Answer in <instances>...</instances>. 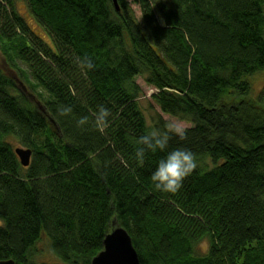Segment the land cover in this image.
Segmentation results:
<instances>
[{
	"label": "trees",
	"instance_id": "16d2710c",
	"mask_svg": "<svg viewBox=\"0 0 264 264\" xmlns=\"http://www.w3.org/2000/svg\"><path fill=\"white\" fill-rule=\"evenodd\" d=\"M17 1L0 0V45L49 99L33 109L0 70V260L35 264L46 237L57 264H91L116 221L140 264H264V90L254 97L248 80L264 69V0H132L140 18L128 0H26L54 48ZM139 77L162 113L192 124L168 141L200 162L175 193L150 180L163 152L134 158L150 130ZM10 138L32 150L28 167Z\"/></svg>",
	"mask_w": 264,
	"mask_h": 264
},
{
	"label": "rangeland",
	"instance_id": "374dc122",
	"mask_svg": "<svg viewBox=\"0 0 264 264\" xmlns=\"http://www.w3.org/2000/svg\"><path fill=\"white\" fill-rule=\"evenodd\" d=\"M132 9L134 10L135 16L140 18L139 6L132 3V0H128ZM16 7L20 15L26 20L33 34L38 36L42 41H44L48 46L54 48L51 37L45 31V29L40 26L35 20L29 4L26 0H19L16 2ZM15 55V54H14ZM0 70L12 78L11 75L15 74L21 80L22 86L27 87L29 90L28 94L31 98H35L36 104L29 101L33 109L38 108V102L43 106V104L49 99L46 92L39 88L31 77L26 64L19 60L18 57L14 56V60L10 61L8 57L4 54L0 45ZM13 79V78H12ZM251 87L253 88L252 94L257 97L262 90H264V69L253 74L249 79ZM143 91L142 97L139 99L140 107L144 113L146 123L150 128H158L157 125L159 121H163L164 127L167 123L171 122L174 126L179 129L182 133L184 130L192 126L189 120L179 119L161 112L160 108L152 100L151 96L156 93V89L148 86L142 77L136 79ZM16 90V89H15ZM16 92H18L16 90ZM19 94V92H18ZM179 134V133H178ZM14 146V149L21 147L17 140L9 139ZM209 249V240L206 239L199 245L198 253L205 254ZM32 262L35 264H57L62 263L61 260L54 254L50 241L46 237H42L41 240L34 247V255L32 257Z\"/></svg>",
	"mask_w": 264,
	"mask_h": 264
},
{
	"label": "clouds",
	"instance_id": "9594fccd",
	"mask_svg": "<svg viewBox=\"0 0 264 264\" xmlns=\"http://www.w3.org/2000/svg\"><path fill=\"white\" fill-rule=\"evenodd\" d=\"M81 66L90 69L92 64L85 58L81 61ZM60 116H67L72 113V107L62 105L57 108ZM110 110L103 105L99 106L93 124L97 131L103 132L110 122ZM88 123L87 116H81L76 120V125L83 126ZM183 133L171 122L165 125V130L150 128L143 135L135 139L136 149L134 158L137 165L144 163L146 152H163L164 155L156 161L155 167L150 174L153 189L162 193H175L181 187L185 177L190 175L199 166V159L195 153L185 147H176L168 150L170 134Z\"/></svg>",
	"mask_w": 264,
	"mask_h": 264
},
{
	"label": "water",
	"instance_id": "95a60500",
	"mask_svg": "<svg viewBox=\"0 0 264 264\" xmlns=\"http://www.w3.org/2000/svg\"><path fill=\"white\" fill-rule=\"evenodd\" d=\"M116 9L119 10L117 0H113ZM24 87V86H23ZM24 89H26L24 87ZM38 108L45 113L44 107L38 102ZM52 123L54 121L50 119ZM20 164L28 167L31 163L32 150L24 147L14 149ZM0 264H16L13 259L0 260ZM91 264H140L137 251L129 233L113 222V228L103 241V249L91 261Z\"/></svg>",
	"mask_w": 264,
	"mask_h": 264
},
{
	"label": "flooded vegetation",
	"instance_id": "af4514ba",
	"mask_svg": "<svg viewBox=\"0 0 264 264\" xmlns=\"http://www.w3.org/2000/svg\"><path fill=\"white\" fill-rule=\"evenodd\" d=\"M11 77L13 78V80L16 82V84H17V88L19 89V90H21L22 92H24V94L32 101V102H36V100H35V98H31V96H29V94H28V91L29 90H27L28 88L26 87V89H24V87L22 86V84H21V80L18 78V76L17 75H15V74H13V75H11ZM36 104V103H35Z\"/></svg>",
	"mask_w": 264,
	"mask_h": 264
}]
</instances>
